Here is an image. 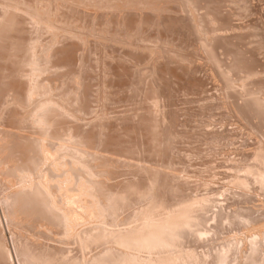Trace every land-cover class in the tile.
<instances>
[{
  "label": "rangeland",
  "instance_id": "obj_1",
  "mask_svg": "<svg viewBox=\"0 0 264 264\" xmlns=\"http://www.w3.org/2000/svg\"><path fill=\"white\" fill-rule=\"evenodd\" d=\"M0 7V264H264V0Z\"/></svg>",
  "mask_w": 264,
  "mask_h": 264
},
{
  "label": "bare ground",
  "instance_id": "obj_2",
  "mask_svg": "<svg viewBox=\"0 0 264 264\" xmlns=\"http://www.w3.org/2000/svg\"><path fill=\"white\" fill-rule=\"evenodd\" d=\"M0 8H1V7H0ZM236 60H237V59H236ZM14 64H15V63H14ZM238 64H239V63H238ZM1 69H2V68H1ZM3 69H4V68H3ZM41 77H42V76H41ZM0 79H1V78H0ZM0 85H1V84H0ZM2 85H3V84H2ZM2 87H3V86H2ZM5 87H6V86H5ZM12 91H13V90H12ZM8 94H9V93H8ZM11 95H12V94H11ZM259 96H260V95H259ZM25 98H26V97H25ZM246 104H247V103H246ZM249 104H250V103H249ZM253 105H254V104H253ZM11 106H12V105H11ZM259 107H260V106H259ZM263 107H264V106H263ZM33 113H34V112H33ZM253 115H254V114H253ZM7 117H8V116H7ZM53 119H54V118H53ZM263 119H264V118H263ZM55 120H56V119H55ZM51 122H52V121H51ZM53 123H54V122H53ZM54 124H55V123H54ZM54 124H52V125H54ZM52 125H51V126H52ZM58 128H59V127H58ZM17 129H18V128H17ZM49 129H50V128H49ZM62 129H63V128H62ZM73 129H74V128H73ZM11 130H12V129H11ZM59 130H60V129H59ZM8 131H9V130H8ZM52 131H53V130H52ZM73 131H75V130H73ZM55 132H56V131H55ZM59 132H60V131H59ZM63 132H65V131H63ZM71 132H72V131H71ZM51 133H52V132H51ZM65 133H67V132H65ZM17 134H18V133H17ZM41 134H42V133H41ZM52 134H53V133H52ZM55 134H56V133H54V136H56ZM58 134H61V132L58 133ZM70 134H71V133H70ZM75 134H76V132H75ZM77 134H78V133H77ZM77 134H76V135H77ZM12 135H13V134H12ZM20 135H21V134H20ZM48 135H49V134H48ZM48 135H47L46 137H48ZM62 135H63V134H62ZM68 135H69V134H68ZM68 135H67V136H68ZM71 135H72V134H71ZM82 135H83V134H82ZM13 136H14V135H13ZM54 136H53V137H54ZM58 136H59V135H58ZM65 136H66V135H65ZM74 136H75V135H74ZM94 136H95V135H94ZM46 137H45V138H46ZM49 137H50V135H49ZM49 137H48V138H49ZM71 137H72V136H71ZM80 137H82V136H80ZM86 137H87V136H86ZM50 138H52V137H50ZM56 138H58V137H56ZM66 138H69V137H66ZM76 138H77V137H75V139H76ZM83 138H84V137H83ZM13 139H14V138H13ZM15 139H16V138H15ZM59 139H60V136H59ZM61 139H62V137H61ZM71 139H72V138H70V140H71ZM81 139H82V138H81ZM48 140H49V139H48ZM50 140H51V139H50ZM63 140H64V139H63ZM85 140L87 141L86 138L84 139V141H85ZM88 140H89V139H88ZM5 141H6V140H5ZM42 141H44V140H42ZM65 141H66V140H65ZM72 141H73V140H72ZM90 141H91V140H90ZM39 142H40V141L37 142V139H36V143H39ZM48 142H50V141H48ZM58 142L60 143V140H58ZM62 142H63V141H62ZM70 142H71V141H70ZM74 142H75V141H74ZM45 143H46V140H45ZM59 143H58V144H59ZM98 143H99V142H98ZM14 144H15V143H14ZM71 144H73V143H71ZM41 145H42V144H41ZM89 145H90V144H89ZM91 145H92V144H91ZM34 146H37V144H35ZM34 146H33V148H34ZM42 146H43V145H42ZM42 146H41V147H42ZM74 146H76V144H75ZM86 146H87V145H86ZM11 147H12V146H11ZM44 147H45V145H44ZM9 148H10V147H9ZM12 148H13V147H12ZM93 148H94V147H93ZM35 149H36V148H35ZM51 149H52V148H51ZM81 149H82V148H81ZM20 150H21V149H20ZM37 150H38V151H37V154H38V152H42L38 146H37ZM39 150H40V151H39ZM87 150H88V149H87ZM11 151H12V150H11ZM44 151H45V150H44ZM83 151H84V150H83ZM89 151H91V150H89ZM102 151H103V150H102ZM18 152H19V151H18ZM29 152H31V151L29 150ZM29 152H28V153H29ZM49 152H50V150H49ZM79 152H80V151H79ZM87 152H88V151H87ZM32 153H33V152H31L30 155H32ZM74 153H75V151L73 152V155H74ZM8 154H9V153H8ZM39 154H40V153H39ZM79 154H80V153H79ZM83 154H84V153H83ZM1 155H2V154H1ZM13 155H14V154H13ZM40 155H42V154H40ZM43 155H44V154H43ZM67 155H68V154H67ZM77 155H78V154H77ZM80 155H81V154H80ZM10 156H12V155H10ZM28 156H29V154H28ZM37 156H39V155H37ZM12 157H13V156H12ZM30 157H31V156H30ZM35 157H36V156H35ZM39 157H40V159L42 158L41 156H39ZM91 157H92V156H91ZM95 157H97V156H95ZM99 157H100V156H99ZM26 158H27V157H26ZM33 158H34V157H33ZM72 158H73V157H72ZM72 158H71V159H72ZM29 159H30V158L28 157V160H29ZM35 159H36V158H35ZM67 159H68V158H67ZM75 159H76V157H75ZM84 159H85V158H84ZM86 159H87V158H86ZM96 159H97V158H96ZM107 159H108V158H107ZM17 160H18V159H17ZM33 160H34V159H33ZM36 160H37V159H36ZM36 160H34V161H36ZM38 160H39V158H38ZM41 160H42V159H41ZM41 160H40V161H41ZM69 160H70V159H69ZM105 160H106V159H105ZM5 161H6V160H5ZM31 161H32V160H31ZM40 161H39V162H40ZM61 161H62V160H61ZM65 161H66V160H64V162H65ZM87 161H88V160H87ZM36 162H37V161H36ZM36 162H35V163H36ZM54 162H55V161H54ZM62 162H63V161H62ZM62 162H61V163H62ZM75 162H76V160H75ZM78 162H80V161H78ZM30 163H31V162H30ZM32 163H33V162H32ZM32 163H31V164H32ZM43 163H44V162H43ZM71 163H72V162L69 161L68 165L71 164ZM83 163H84V162H83ZM95 163H96V161H95ZM73 164H74V162H73ZM75 164H77V163H75ZM75 164H74V165H75ZM80 164H82V163H80ZM85 164H86V163H85ZM87 164H88V163H87ZM3 165H4V164H3ZM24 165H25V164H24ZM74 165H73V166H74ZM77 165H78V164H77ZM21 166H22V165H21ZM27 166H29V165L27 164ZM33 166H34V165H33ZM36 166H37V165H36ZM62 166H63V165H62ZM65 166H67V163H66V165L63 166V168H64ZM75 166H76V165H75ZM81 166H82V165H80V168H81ZM91 166H92V165H91ZM14 167H15V166H14ZM16 167H17V166H16ZM24 167H26V165H25ZM77 167H78V166H77ZM77 167H76V168H77ZM87 167H89V166H87ZM92 167H93V166H92ZM95 167H96V166H95ZM97 167H98V166H97ZM7 168H8V167H7ZM19 168H21V167H18V170H19V171L21 170L20 172H22V169H19ZM29 168H30V167H29ZM63 168H61V169H63ZM98 168H99V167H98ZM98 168H97V169H98ZM103 168H104V167H103ZM14 169H15V168H14ZM16 169H17V168H16ZM24 169H25V168H24ZM27 169H28V168H27ZM31 169H32V168H31ZM66 169H67V168H66ZM69 169H70V168H69ZM72 169H73V168H72ZM87 169H88V168H87ZM90 169H91V168H90ZM95 169H96V168H95ZM97 169H96V170H97ZM2 170H3V169H2ZM67 170H68V169H67ZM80 170H82V169H80ZM91 170H92V169H91ZM99 170H100V169H98V171H99ZM102 170H103V169H102ZM23 171L25 172V170H23ZM29 171H30V170H29ZM38 171H39V170H38ZM57 171H58V170H57ZM82 171H83V173H84V170H82ZM82 171H81V172H82ZM15 172H16V171H15ZM15 172H14V173H15ZM26 172L28 173V170H27ZM31 172H34V170H33V171H30L29 174H31ZM44 172H45V171H44ZM91 172H92V171H89V173H91ZM69 173H70V172H69ZM89 173H87V175H88ZM92 173H93V172H92ZM92 173H91V174H92ZM96 173H97V172H96ZM107 173H108V171H107ZM10 174H11V173H10ZM39 174H40V173H39ZM60 174H61V173H60ZM77 174H78V173H77ZM93 174H94V173H93ZM33 175H34V174H33ZM36 175H37V174H36ZM68 175H69V174H68ZM68 175H67V176H68ZM70 175H71V174H70ZM81 175H82V174H81ZM87 175H86V176H87ZM94 175H95V174H94ZM94 175H93V177H94ZM37 176H38V175H37ZM84 176H85V175H84ZM86 176H85V177H86ZM89 176H91V175L89 174ZM98 176H99V175H98ZM100 176H101V173H100ZM58 177H59V176H58ZM75 177L77 178L78 176H74V182H77L78 180L80 181V179H79L80 177H78V179H76V181H75ZM82 177H83V176H82ZM101 177H103V176H101ZM101 177H100V178H101ZM56 178H57V177H56ZM86 178H87V177H86ZM88 178H89V177H88ZM96 178H97V177H95V179H96ZM82 179H83V178H82ZM82 179H81V180H82ZM91 179H92V177H91ZM103 179H104V178H103ZM103 179H102V180H103ZM51 180H53V179H52V176H51ZM86 180H87V179H86ZM93 180H94V179H93ZM96 180H97V179H96ZM56 181H57V180H56ZM79 181H78V182H79ZM82 181H83V180H82ZM57 182H58V181H57ZM78 182H77V183H78ZM95 182H96V181H95ZM98 182H99V180H98ZM98 182H96V183H98ZM80 183H82V182L80 181ZM84 183H85V182H84ZM87 183H88V182H87ZM87 183H86V184H87ZM106 183H107V182H106ZM26 184H27V182H26ZM88 185H89V183H88ZM97 185H98V184H97ZM104 186H105V185H104ZM66 187H67V186H66ZM79 187H80V186H79ZM89 187L91 188V190H89V191H91V194H92V195H95V194H96L95 191H96L97 189H96V186H95V184H94L93 181H92V184H90ZM37 188H38V187H37ZM107 188H108V187H107ZM33 189H34V191H36L35 188H33ZM99 189H100V188H99ZM34 191H32V192H33V195H35V196H32V194H31L32 192H31V193H28V194H29V199H32L31 201H32L33 203L37 204V205L42 209L43 212L46 211L45 209L49 206V205H47V203H48L49 201L46 203V200H45V198L43 197V196L46 195V194L42 195V194L40 193V192H41L40 190H39L40 192H38L37 194H35ZM92 191H93L94 194L92 193ZM36 192H37V191H36ZM96 192H97V191H96ZM106 192H107V190H106ZM67 193H68V192H67ZM109 193H110V192L108 191L107 196H108ZM25 194H27V193H25ZM25 194H24V195H25ZM30 194H31V195H30ZM40 194L42 195L43 198L41 197ZM27 196H28V195H26V197H27ZM46 196H47V195H46ZM46 196H45V197H46ZM96 196H97V195H96ZM96 196H94L95 199H97ZM98 196H99V195H98ZM100 197H101V196H100ZM22 198L24 199L25 197L22 195ZM68 198H69V197H68ZM25 199H26V198H25ZM29 199H28V200H29ZM49 199H50V198L48 197V200H49ZM95 199H94V200H95ZM101 199H102V197H101ZM18 200H19V199H18ZM52 200H53V199H52ZM68 200H70V199H68ZM24 201H25V200H24ZM31 201H30V202H31ZM97 202H98V200H97ZM97 202H95V205H97V204H96ZM14 203H15V202H14ZM16 203H17V202H16ZM56 203H57V202H56ZM68 203H69V202H68ZM48 204H49V203H48ZM51 205H52V204H51ZM102 206H103V203L101 204V203L99 202L98 207H99V208L101 207V210H102V208L104 209L105 205H104V207H102ZM30 207H31V206H30ZM89 207H90V206H89ZM98 207H97V209L99 210ZM26 208H27V207H26ZM36 208H37V207H36ZM58 208H59V207H58ZM24 209H25V208H24ZM52 209H53V208H52ZM52 209H51V208L49 209V207L47 208V212L49 211L48 213L50 214V217H51L50 219H52V223H56V224H57V223H58V224L61 223V224H64V221H66V220L68 219V217L66 216V217H67V218H66L65 216L62 215L61 212H60V213H61V214H60V213L57 212L56 210H52ZM77 209H78V208H77ZM7 210H8V209H7ZM7 210H6V211H7ZM29 210H30V209H29ZM32 210H35V208L32 209ZM9 211H10V210H9ZM39 211H40V210H39ZM59 211H60V210H59ZM103 211H105V210H103ZM14 213H15V212H14ZM6 214H7V213H6ZM11 214H12V213H11ZM18 214H19V213H18ZM68 214H69V213H68ZM45 215H46V214H45ZM7 216H8V215H7ZM48 216H49V215H48ZM48 216H47V217H48ZM34 218H35V217H34ZM37 218H38V217H37ZM70 218H71V216H70ZM78 218H79V217H78ZM26 220H27V219H26ZM22 221H23V220H22ZM48 221H49V220H48ZM50 221H51V220H50ZM70 221H71V220H70ZM24 222H25V221H24ZM66 222H67V221H66ZM43 223H44V222H43ZM24 224H26V223H24ZM27 224H28V223H27ZM41 224H42V223H41ZM55 226L58 227L57 225H55ZM44 227H45V226H44ZM53 227H54V226H53ZM49 228H50V227H49ZM58 228H59V227H58ZM33 229H34V228H33ZM51 229L54 230V228H51ZM51 229H49V230H51ZM43 230H44V229H43ZM38 232H39V231H38ZM51 233H52V232H51ZM38 235H40V234H38ZM90 237H91V236H90ZM42 244H43V243H42ZM42 247H43V246H42ZM44 256H45V255H44ZM44 256H43V257H44ZM38 259H39V258H38ZM52 259H53V258H52ZM54 259H55V258H54ZM42 260H43V262H42L43 264H50V263L52 262V260L50 261V259L47 258V256H46L45 258H43ZM42 260H41V261H42ZM49 262H50V263H49ZM51 264H53V262H52Z\"/></svg>",
  "mask_w": 264,
  "mask_h": 264
}]
</instances>
